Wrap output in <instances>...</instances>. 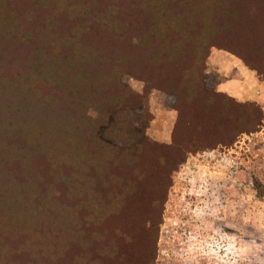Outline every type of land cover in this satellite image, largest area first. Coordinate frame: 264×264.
Returning a JSON list of instances; mask_svg holds the SVG:
<instances>
[{
    "label": "trees",
    "instance_id": "1",
    "mask_svg": "<svg viewBox=\"0 0 264 264\" xmlns=\"http://www.w3.org/2000/svg\"><path fill=\"white\" fill-rule=\"evenodd\" d=\"M213 47L264 74V0H0V264H162L179 166L264 127L209 87ZM153 87L170 143L145 134Z\"/></svg>",
    "mask_w": 264,
    "mask_h": 264
},
{
    "label": "rangeland",
    "instance_id": "2",
    "mask_svg": "<svg viewBox=\"0 0 264 264\" xmlns=\"http://www.w3.org/2000/svg\"><path fill=\"white\" fill-rule=\"evenodd\" d=\"M208 85L264 107V74L240 56L213 47L207 58ZM127 82L139 92L146 84ZM147 92L152 119L145 131L170 143L177 110L167 92ZM120 134L136 137L128 122ZM162 264H264V127L244 133L229 147L199 150L179 166L165 203L160 232Z\"/></svg>",
    "mask_w": 264,
    "mask_h": 264
}]
</instances>
